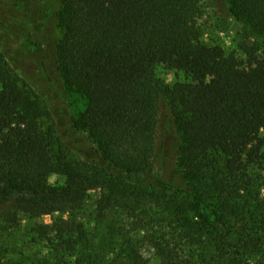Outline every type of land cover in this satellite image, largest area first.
Instances as JSON below:
<instances>
[{
	"label": "trees",
	"instance_id": "16d2710c",
	"mask_svg": "<svg viewBox=\"0 0 264 264\" xmlns=\"http://www.w3.org/2000/svg\"><path fill=\"white\" fill-rule=\"evenodd\" d=\"M12 1L18 11L30 4ZM38 2L30 21L41 31L54 17V65L86 102L71 117L84 145L72 153L0 52L6 221L81 212L98 190L91 232L80 222L54 235L57 251H78L70 264H264V46L252 49L248 70L206 43L197 0ZM225 3L244 35L264 43V0ZM161 61L186 80L164 84L155 75ZM161 105L179 135L175 182L152 178ZM34 231L42 241L53 233ZM109 252L108 262L100 258Z\"/></svg>",
	"mask_w": 264,
	"mask_h": 264
},
{
	"label": "rangeland",
	"instance_id": "374dc122",
	"mask_svg": "<svg viewBox=\"0 0 264 264\" xmlns=\"http://www.w3.org/2000/svg\"><path fill=\"white\" fill-rule=\"evenodd\" d=\"M23 1L30 4L25 11H18L13 7L12 0H0V52L6 51L9 54L10 65L22 82L47 105L56 135L69 142L72 153L79 156L76 148L81 149L84 143L82 139L73 136L71 117L78 119L81 116L86 106L85 99L64 87L54 65V45L60 37L54 17L47 20L41 31H35L30 17L39 18L40 4L38 0ZM197 4L200 10L197 24L204 41L220 46L226 54L233 55L244 68L252 69L253 57L258 53L252 49L256 44L262 47L264 43L244 35L242 26L231 16L225 0H197ZM155 75L168 86L186 80L183 73L174 70L165 61H161L155 68ZM45 124L48 125V122L45 121ZM157 129V153L152 178L160 177L175 182L180 142L171 111L164 105H161ZM49 182L55 184L57 178L52 176ZM97 197L98 190L92 191L81 212L53 214L36 219L23 215L13 225L6 221L7 209L0 208V264L74 262L78 251L61 248L57 251L55 243L58 238L54 235L63 228H67L69 234L80 222H84L86 230L91 232ZM44 225L52 228L53 233L51 239L42 241L34 230ZM145 251L148 252V249ZM100 258L108 262L112 255L109 252Z\"/></svg>",
	"mask_w": 264,
	"mask_h": 264
}]
</instances>
